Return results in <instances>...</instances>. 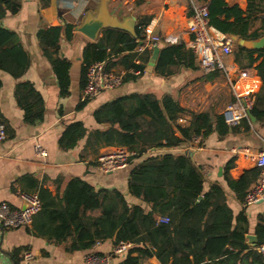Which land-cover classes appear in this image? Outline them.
I'll return each mask as SVG.
<instances>
[{"label": "trees", "instance_id": "16d2710c", "mask_svg": "<svg viewBox=\"0 0 264 264\" xmlns=\"http://www.w3.org/2000/svg\"><path fill=\"white\" fill-rule=\"evenodd\" d=\"M203 4L208 10V23L226 36L256 39L264 35V31L248 33L246 18L251 15L249 6L243 16L241 9L228 5L224 0H204ZM19 8L20 0H0V70L14 78L25 72L29 58L18 43L16 33L2 26L1 21L7 13L15 14ZM260 11H264V5ZM146 24L144 19L138 21L134 35L122 29L106 28L96 41L87 43L82 51L81 86H85L87 67L92 62L104 61L108 70L110 55H120L125 62L127 71L122 81L137 77L131 70L143 73L152 50L144 48L138 53L135 48L139 41H144ZM62 31L66 39H71L70 24L40 26L36 35L41 53L58 80L59 94L64 96L68 93L70 61L58 54ZM253 53H256L255 57ZM233 55L240 67H245L241 59L246 58L250 66L261 58L255 68L264 88V47L255 51L236 45ZM178 66L198 68L196 54L182 42L163 43L158 49L153 72L168 76ZM14 90L23 110V121L34 124L42 120L43 101L32 83L19 81ZM87 99L79 101L76 109L84 107ZM256 100L254 97L250 112L260 119L264 117V110L257 108ZM184 115L189 116L186 122L181 121ZM93 117L97 123L108 127L87 131L81 121L64 124L57 140L58 146L68 150L86 137V146L104 143L132 152L128 157L129 163L141 157L129 170L127 191L142 203L128 202L116 188L96 189L83 179L72 177L61 194L52 195L44 188L25 192L36 193L39 200V209L30 223L35 234L58 243L69 241L68 251L86 249L96 241L108 238L112 239L114 246L121 242L129 243L124 258L118 264H138L139 259L150 257L160 264H263L256 247L264 243V212L256 216L253 229L256 242H246L248 218L245 210L234 216L226 203L223 188L217 182L210 183L204 190L205 178L201 167L194 164L187 152H147L153 147L173 148L195 137L202 139L212 131L223 136L232 127L222 115L211 122L208 114L185 109L169 94L157 98L151 93H131L98 106ZM243 122L248 128L249 120L244 119ZM233 161L234 158L228 160L222 177L235 197L243 202L259 169L251 168L234 179L229 175ZM161 217H166L167 221H158ZM19 250L15 248L10 253L14 264L18 263L16 253Z\"/></svg>", "mask_w": 264, "mask_h": 264}, {"label": "crops", "instance_id": "0c3cea01", "mask_svg": "<svg viewBox=\"0 0 264 264\" xmlns=\"http://www.w3.org/2000/svg\"><path fill=\"white\" fill-rule=\"evenodd\" d=\"M224 1L228 5H236L242 10L243 16L249 6L251 15L246 18L249 22L248 33L264 31V11H260L264 0ZM99 2L100 0H20L19 10L15 14L7 13L1 21L2 26L16 33L18 43L28 55L29 65L18 78L0 70V119L7 133L6 139L0 142V203L6 202L12 207H23L25 205L23 194L37 192L39 188L47 189L52 195L61 194L65 184L72 177H79L96 189L116 188L124 194L128 202L142 203L130 196L127 191L129 170L141 157L128 162L124 168L102 172L97 166V157L119 147L104 143L86 146V137H83L74 147L62 150L57 140L64 124L81 121L87 131L105 129L108 125L97 123L93 111L108 101L131 93H151L157 98L169 94L185 109L208 114L211 122L222 115L225 106L233 99L225 72L221 69L212 75L209 74L210 71L204 72L196 55L198 65L196 69L178 66L174 67L170 75L161 76L153 72V67L148 72L146 64L144 72L137 77L122 81L116 88L102 90L94 97H88L84 107L76 109L77 103L85 98L84 88L80 83L83 48L87 43L96 41L104 29L112 27L101 28L97 39L94 40L75 27L80 24L85 13L95 9ZM203 2L204 0H107L106 7L108 12L116 15L119 20L126 18L127 22L132 24L133 33L129 32L130 34L134 35L138 21L142 19L147 21L145 26H150L153 34L160 38L155 45L158 49L163 43L180 42L190 48L186 45L189 38L187 33L189 17L193 5ZM64 24L72 26L73 35L68 40L62 31L58 41V54L70 61L68 93L61 96L58 80L41 53L36 32L40 26ZM223 35L231 40V54L223 57L229 77L235 78L237 70L243 68L256 75L260 82L259 90L254 96L257 98L256 106L259 110H264V88L255 68L261 58L250 66L246 58L241 59L245 67H240L233 55V49L239 44L231 39V35ZM167 37H174L176 40L165 41ZM260 37L264 38V35L258 38ZM155 46H145L144 41L143 43L139 41L135 50L139 53L147 48L152 50V54ZM252 55L255 57L256 53ZM110 61L108 70L124 75L127 69L120 55H110ZM25 80L32 83L43 101V118L34 124L23 121V110L18 105L14 90L16 83ZM188 119L189 116L184 115L181 121L186 122ZM248 120V128L242 120L238 124L229 125L232 130L223 136L212 131L202 139L195 137L192 141L173 148L157 147L154 150L150 148L147 152L189 153L194 164L200 166L204 174V190L212 182L219 183L233 215L242 209L245 210L248 218L246 234H254L256 216L264 212V200L257 204L245 205L235 197L222 177L223 169L231 158H234V161L229 169V175L234 179L240 177L244 171L256 167L254 158L264 140V117ZM175 134L180 136L177 131ZM36 144H40L46 151L45 156H39L35 152ZM68 243L69 241L58 243L54 239L35 234L31 224L18 228L4 227L0 224V264H14L10 253L15 248H20L16 253V257L19 258L17 264H90L87 259L90 255H96L100 262L103 260L100 264H118L126 254V251L119 255L113 253L114 245L110 238L98 240L89 248L74 251L66 249ZM26 252L31 253V258H25ZM138 263L160 264L154 257L141 258Z\"/></svg>", "mask_w": 264, "mask_h": 264}, {"label": "built area", "instance_id": "2783aa9c", "mask_svg": "<svg viewBox=\"0 0 264 264\" xmlns=\"http://www.w3.org/2000/svg\"><path fill=\"white\" fill-rule=\"evenodd\" d=\"M187 33L189 38L186 45L196 53L201 69L204 72L221 69L228 78L233 99L222 111L224 121L229 125H235L244 119H249L248 112L253 106L254 95L260 87L259 79L246 68L238 69L235 78L229 77L223 57L231 54V40L208 23V10L205 4L193 5ZM159 39L157 35L153 34L150 26H145V46H155ZM175 40L174 37L165 38V41ZM104 64V61H95L87 67L86 83L83 89L85 97H94L100 91L116 88L122 83L123 74L106 70ZM131 72L135 75L140 74L138 70H131ZM6 137L5 125L0 120V142L4 141ZM35 152L39 156L46 155V151L40 144L35 145ZM132 154L122 147L104 152L97 157V166L102 172L124 168L128 165V157ZM254 163L259 169V173L245 193L243 202L247 206L264 200V140L254 158ZM23 197L25 200L24 207H12L6 202L0 203V224L2 226L18 228L31 223L32 216L39 209V200L36 193H24ZM158 221L165 222L167 218L161 217ZM128 246L129 243L121 242L113 247V253L124 254ZM256 250L262 255L264 264V243L259 244ZM25 258H31V253L26 252ZM87 259L90 264H100L103 261L100 262V258L96 255H90Z\"/></svg>", "mask_w": 264, "mask_h": 264}, {"label": "water", "instance_id": "95a60500", "mask_svg": "<svg viewBox=\"0 0 264 264\" xmlns=\"http://www.w3.org/2000/svg\"><path fill=\"white\" fill-rule=\"evenodd\" d=\"M106 3L107 0H100L95 9L88 10L82 17L80 24L76 26L75 29L86 34L93 40L97 39L100 29L105 27L118 28L133 33L132 24L127 22L128 20L126 18L119 20L116 15L110 14L107 10ZM230 37L237 44L247 49H261L264 46V38L262 37L257 39H243L238 38L235 35H231ZM157 53L158 48L155 46L147 63L146 70L148 72L152 70ZM248 118L254 120L250 111L248 112ZM156 148L157 147H153L152 150ZM246 239L249 243L254 244L257 237L255 234H246Z\"/></svg>", "mask_w": 264, "mask_h": 264}]
</instances>
